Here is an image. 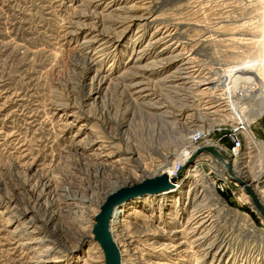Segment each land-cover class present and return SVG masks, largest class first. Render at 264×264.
<instances>
[{"label": "rangeland", "instance_id": "rangeland-1", "mask_svg": "<svg viewBox=\"0 0 264 264\" xmlns=\"http://www.w3.org/2000/svg\"><path fill=\"white\" fill-rule=\"evenodd\" d=\"M259 90L264 0H0V264H104L91 229L106 196L252 131ZM255 135L236 163L250 179ZM207 154L176 165L173 195L122 206V263L264 264L263 219ZM252 187L264 204V172Z\"/></svg>", "mask_w": 264, "mask_h": 264}, {"label": "water", "instance_id": "water-1", "mask_svg": "<svg viewBox=\"0 0 264 264\" xmlns=\"http://www.w3.org/2000/svg\"><path fill=\"white\" fill-rule=\"evenodd\" d=\"M202 151L213 154L219 160L224 162L227 173L230 175L232 181H235L242 187L244 193L248 196L249 202L253 208L259 213V216L264 221V204L259 200L254 188L249 182H245L242 178L237 176L232 160L229 157L227 162L224 161V156L221 152H217L212 147H201L192 156ZM170 186L167 181V174L155 175L153 177H146L133 184L132 186H122L119 189L109 193L103 203L99 206V211L95 214V223L92 226L91 232L93 240H95L104 254V264H120L119 249L114 242L111 232L109 230V220L116 205L122 202L124 199L132 197L134 195H143L146 193H156L162 189H167Z\"/></svg>", "mask_w": 264, "mask_h": 264}, {"label": "bare ground", "instance_id": "bare-ground-1", "mask_svg": "<svg viewBox=\"0 0 264 264\" xmlns=\"http://www.w3.org/2000/svg\"><path fill=\"white\" fill-rule=\"evenodd\" d=\"M157 42V41H156ZM166 49V47H165ZM161 55H159V58L156 59V61H154V63L158 66V67H165V66H169L172 62H174L177 58V56H171V57H166V58H161L160 57ZM187 63V62H186ZM185 63V64H186ZM186 66V65H185ZM187 67H183V91H187L189 90V86H184L185 84H188L187 80H188V76L189 75V72H187L186 70ZM259 96L261 97V104H262V108L260 110V114H262L264 112V91L263 90H259ZM154 108H155V105H153ZM184 107V106H183ZM209 145H207L208 147ZM206 147V146H204ZM209 147H212L213 146H209ZM201 148V147H200ZM214 149V148H213ZM219 149V148H218ZM215 150V149H214ZM220 150V149H219ZM217 151V150H216ZM197 152V151H195ZM194 150H186V149H182L180 151V153L178 154L177 158L175 159V161H171L172 163L170 164H164L161 166V171L159 175L161 174H167V181H169L170 183V186L167 188V189H162L161 191H158L156 193H146V194H143V195H134L132 197H129L127 199H124L122 202H120L118 205L115 206L113 212H112V215L110 217V220H109V230L111 232V235H112V228L114 225H117V217L120 216L121 212H122V206L125 205L127 202H132L133 200H138V199H141V198H147V197H157V196H169L170 195H173L174 192L178 191L181 186H182V183L184 184V180L183 178H180L177 176V173L175 172V167L177 164L181 163L183 166L189 162V159L191 158L192 154L195 153ZM194 170V169H192ZM235 170V174L237 176H239L240 178H242L243 180H245V182H249L250 184L253 185V183L256 181L259 180V178L261 177V175L263 174L264 172V169L262 171H259V173L252 177V179H250L249 177H247L246 175H243V173H240L239 171L236 170V168L234 169ZM146 178V177H145ZM135 184V183H134ZM133 185V184H132ZM131 185V186H132ZM251 185V186H252ZM121 187V186H120ZM119 187V188H120ZM119 188H116L114 189L113 191L119 189ZM111 191V192H113ZM256 192V191H255ZM257 194V193H256ZM258 196V194H257ZM259 198V196H258ZM260 200V198H259ZM261 201V200H260ZM95 221V220H94ZM119 222V221H118ZM196 227H194L195 229ZM92 233V232H91ZM114 236L112 235V238ZM203 237H197L195 239V242H199ZM114 242L116 243L115 239L113 238ZM99 245V244H98ZM117 245V244H116ZM182 246V243L176 245V247L178 249H180V247ZM100 247V246H99ZM119 248V247H118ZM120 250V249H119ZM179 252H183L182 250H179ZM119 254L120 256H122V250L119 251ZM120 264H124L122 263V260H121V257H120Z\"/></svg>", "mask_w": 264, "mask_h": 264}, {"label": "built area", "instance_id": "built-area-1", "mask_svg": "<svg viewBox=\"0 0 264 264\" xmlns=\"http://www.w3.org/2000/svg\"><path fill=\"white\" fill-rule=\"evenodd\" d=\"M223 139L226 140V142L228 143L227 148H222V146L218 143L215 142L212 143L217 144L222 148L220 152L224 156V161L227 162L226 157L231 158L233 166L234 168H236L237 160L241 156L243 148L247 146V143L249 145L254 144L253 139H257V138L252 133L249 125H247L244 122H238L236 126H234L233 128H229V130L224 133ZM207 155L212 156V154H207ZM215 160H216V165L219 166L218 171L222 175V180H226V182H229V184L233 188L234 185H236L237 183L231 180L230 175L227 173L224 162H222L218 158L217 159L215 158ZM213 164H215V161L213 162ZM231 187L225 185V182H221L218 184V188L220 191H226L227 189H230L233 192Z\"/></svg>", "mask_w": 264, "mask_h": 264}, {"label": "crops", "instance_id": "crops-1", "mask_svg": "<svg viewBox=\"0 0 264 264\" xmlns=\"http://www.w3.org/2000/svg\"><path fill=\"white\" fill-rule=\"evenodd\" d=\"M259 119V120H258ZM253 125V130L256 132L257 136H259V140L264 142V113L260 116V118H258ZM252 133L255 135V132Z\"/></svg>", "mask_w": 264, "mask_h": 264}, {"label": "trees", "instance_id": "trees-1", "mask_svg": "<svg viewBox=\"0 0 264 264\" xmlns=\"http://www.w3.org/2000/svg\"><path fill=\"white\" fill-rule=\"evenodd\" d=\"M254 213L252 212L251 215H253Z\"/></svg>", "mask_w": 264, "mask_h": 264}]
</instances>
